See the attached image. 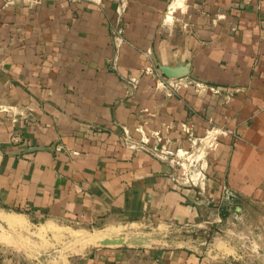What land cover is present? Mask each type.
I'll return each mask as SVG.
<instances>
[{
  "label": "crops",
  "instance_id": "crops-1",
  "mask_svg": "<svg viewBox=\"0 0 264 264\" xmlns=\"http://www.w3.org/2000/svg\"><path fill=\"white\" fill-rule=\"evenodd\" d=\"M0 264H264V0H0Z\"/></svg>",
  "mask_w": 264,
  "mask_h": 264
},
{
  "label": "rangeland",
  "instance_id": "rangeland-1",
  "mask_svg": "<svg viewBox=\"0 0 264 264\" xmlns=\"http://www.w3.org/2000/svg\"><path fill=\"white\" fill-rule=\"evenodd\" d=\"M223 129L224 128L220 129L218 125L209 124V127H207V129L205 130V132L203 134V138H201L200 140H197V141L195 140L197 143L192 142V145L188 146L187 154H191V153H193V154H191L192 156L189 155L188 158L185 160V162L187 164L192 163V162L195 164L196 163L195 157L198 154V158L202 157L203 161L205 160L204 161L205 162V170H204V168H202V172L204 174H207L206 173V165H207L206 162L209 163V160L213 157V154L216 153L217 148H218V144H219V142L222 141L220 139V137H222L224 135ZM162 141H163V139H159V142H162ZM200 162H201V160L198 161V164ZM190 167L193 168L192 165ZM177 168H179V174L178 175L180 176V178H182L183 182H185L186 184H190V186H191V184H194V186H196L195 184H198L197 181H194V183H192L191 180L185 181L183 178V173H182L183 169L179 165ZM188 175L190 176V173H188ZM152 229L150 228V226L146 225L145 228L141 229V232L148 233L147 231L152 230ZM93 232L101 233V232H104V230L101 228V226H98V227L93 228ZM93 239H94V233L90 234L87 240L92 241ZM240 239L241 240L239 241V245L242 248H247L248 246L246 243H248V242H245L246 240H244V238H240ZM94 241H95V239L92 241V243Z\"/></svg>",
  "mask_w": 264,
  "mask_h": 264
},
{
  "label": "built area",
  "instance_id": "built-area-1",
  "mask_svg": "<svg viewBox=\"0 0 264 264\" xmlns=\"http://www.w3.org/2000/svg\"><path fill=\"white\" fill-rule=\"evenodd\" d=\"M117 32H120V29H117ZM117 38V39H116ZM120 39V37L115 36V42L118 43V40ZM11 140L14 142H18L20 141V136L18 134H13L11 135ZM194 143H197L196 141ZM152 153L155 154L156 156L158 155H163V154H167L170 153L171 151L168 148H164L163 146L161 147H153L152 149ZM187 153L186 151L180 153V154H184ZM179 154V150L176 151V154H174L173 157H170V162H174L175 164L179 165L183 170V178L185 181L191 180L192 183H194V181H197V183L201 182V180H203L204 178V174L202 172V166L200 164V166L197 168L194 163H186L182 160H180V154ZM191 155V154H190ZM189 156V154H188ZM183 158V157H182ZM184 160H186L187 158H183ZM194 159V158H193ZM193 166V168H191L190 166ZM188 173H190V176L188 175Z\"/></svg>",
  "mask_w": 264,
  "mask_h": 264
},
{
  "label": "bare ground",
  "instance_id": "bare-ground-1",
  "mask_svg": "<svg viewBox=\"0 0 264 264\" xmlns=\"http://www.w3.org/2000/svg\"><path fill=\"white\" fill-rule=\"evenodd\" d=\"M101 237H97V239H99ZM123 239L126 241V242H129V243H137V242H142V241H145L144 238H137V237H133V236H125L123 237ZM118 240V239H117Z\"/></svg>",
  "mask_w": 264,
  "mask_h": 264
},
{
  "label": "water",
  "instance_id": "water-1",
  "mask_svg": "<svg viewBox=\"0 0 264 264\" xmlns=\"http://www.w3.org/2000/svg\"><path fill=\"white\" fill-rule=\"evenodd\" d=\"M163 70L166 74H169V75H173L170 71L166 70L165 67H163ZM102 242L106 243V242H119L118 240H109V239H105V240H102Z\"/></svg>",
  "mask_w": 264,
  "mask_h": 264
}]
</instances>
